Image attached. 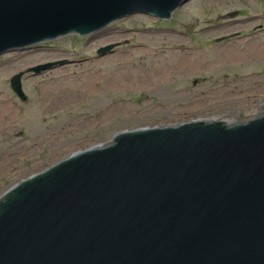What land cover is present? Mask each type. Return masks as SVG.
Segmentation results:
<instances>
[{"label": "water", "instance_id": "water-1", "mask_svg": "<svg viewBox=\"0 0 264 264\" xmlns=\"http://www.w3.org/2000/svg\"><path fill=\"white\" fill-rule=\"evenodd\" d=\"M189 1L0 0V57L136 15L170 20ZM23 75L11 86L25 101ZM110 140L0 196V264H264V106L242 123L192 120Z\"/></svg>", "mask_w": 264, "mask_h": 264}, {"label": "rangeland", "instance_id": "rangeland-1", "mask_svg": "<svg viewBox=\"0 0 264 264\" xmlns=\"http://www.w3.org/2000/svg\"><path fill=\"white\" fill-rule=\"evenodd\" d=\"M235 46L264 49V0H190L170 20L136 15L87 37L69 35L1 56L0 101L14 115L13 125L0 132V155L11 151L16 159L0 172V196L68 156L101 141L108 144L123 131L192 120L242 123L257 116L255 107L241 104L264 101V56L250 52L249 61L234 63L226 55ZM107 47L111 51L100 56ZM183 49L203 61L188 70L180 58ZM56 63L62 64L29 72ZM156 65L166 68L159 69L157 79L144 78ZM137 70L144 71L139 79ZM19 73L24 74L25 101L11 86ZM124 77L127 83H121ZM47 83L67 94L56 109L44 106L54 88ZM81 90L84 94L71 93ZM44 135L50 139L44 141Z\"/></svg>", "mask_w": 264, "mask_h": 264}, {"label": "bare ground", "instance_id": "bare-ground-1", "mask_svg": "<svg viewBox=\"0 0 264 264\" xmlns=\"http://www.w3.org/2000/svg\"><path fill=\"white\" fill-rule=\"evenodd\" d=\"M254 23H257V22H254ZM177 39H175V40H177ZM182 44H184V43H182ZM248 49H245V50L242 51V50L237 49L236 46L235 47H228L227 48L226 58H228L229 60H231L234 63H242V62H247V61H249L250 58H252L250 52L255 53V56L259 57V58L264 56V49L263 50L261 49V50H259L257 52L253 51L252 49H251L252 51L250 49L249 50ZM177 51H179V50H173V51H171V53H174V52H177ZM181 52H182V54H180L181 61L185 64V66L188 68V70L192 69L193 65H196V64L200 63L201 61H203L202 57L196 52H192V51H190L188 49H183V50H181ZM29 55H31V54H29ZM104 60H108V59H104ZM71 62H73V61H71ZM162 68L165 69L166 67L160 66V65H156L151 70V72H149L147 74L149 76H143L144 71L137 70L136 71L137 74H136L135 78L139 79V78H141L143 76L144 78L150 77L152 80L153 79H157L158 78L157 77V75H158L157 73L160 72L159 69H162ZM121 69H122L123 72H125V74H129L130 73V71H128L127 68L126 69L125 68H121ZM127 82H128V77H124L121 80V83H127ZM47 84L48 85L52 84L51 86H54V88L52 89V92H51L50 96H47V97H50V98H48V100H47L48 102L44 103L45 108H47L48 110H52V109L58 108L59 106H62L63 102H65V101H62V98H64L67 95V94H65L63 92L65 89H63L62 87L61 88L57 87L53 83H47ZM82 91H83V94H84V90H81V92H71V93L75 95L76 93H79V94L82 93ZM94 91H95L94 89L91 90V92H94ZM234 100L235 99L232 97L230 99L231 103ZM227 104H228V102H227ZM0 107H1V111H0V132H1L2 130H5V128L10 127V126L13 125L12 117H13L14 113H13L12 107H10L5 101H0ZM182 122L183 121H179V122H177V123H175L173 125H167V126H177V125L181 124ZM153 127H156V126H153ZM159 127H165V126H159ZM127 131H131V130H127ZM42 135L39 134V137H42ZM43 139H44V141H48L50 139V136L49 135H44ZM108 144H104V142L101 141L100 143H97L96 145L91 146L90 148L96 147V146H100V145L106 146ZM33 151H34V149L32 147L29 150L27 155L28 156H32L33 155ZM15 159H16V157L14 155H12L11 151L7 152L4 155H0V172L3 171V166L11 167L13 162L15 161Z\"/></svg>", "mask_w": 264, "mask_h": 264}, {"label": "flooded vegetation", "instance_id": "flooded-vegetation-1", "mask_svg": "<svg viewBox=\"0 0 264 264\" xmlns=\"http://www.w3.org/2000/svg\"><path fill=\"white\" fill-rule=\"evenodd\" d=\"M256 98H257V94L254 95V99H256ZM251 102H252L251 100L250 101H246V102L242 103L241 106H243V108H248V107L253 108V107H255V110H257V111H259L260 108L264 106V101L258 103L257 105L250 104ZM248 104H250V105H248Z\"/></svg>", "mask_w": 264, "mask_h": 264}]
</instances>
